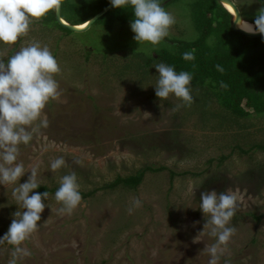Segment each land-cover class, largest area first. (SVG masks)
Returning <instances> with one entry per match:
<instances>
[{"label":"rangeland","instance_id":"1","mask_svg":"<svg viewBox=\"0 0 264 264\" xmlns=\"http://www.w3.org/2000/svg\"><path fill=\"white\" fill-rule=\"evenodd\" d=\"M234 1L250 19L261 9L257 0ZM192 2L176 0L164 7L175 24L155 45L135 41L130 25L108 34L105 25L94 23L75 40L42 29L37 20L18 48L20 38L14 45L0 43L6 60L12 50L37 40L48 45L61 68L54 75L61 94L46 104L41 117L48 127L28 145H19L17 162L26 171L19 183L36 167L40 186L57 190L60 177L74 171L81 195L95 191L82 196L71 215H58L62 205L56 191L49 193L38 229L21 245L31 255L17 264H208L211 257L204 249L216 238L209 229L199 234L208 218L199 207L201 194L213 190L234 192L238 201L228 225L236 233L218 264H264V149L253 148L264 143V117L240 122L229 115L226 120L215 101L210 107L194 91L191 109H177L183 102L174 94L166 100L156 97L154 66L142 82L133 71L121 73L119 59L113 64L101 58L133 52L145 63L144 55L172 49L174 40H194ZM58 157L66 166L52 172L50 163ZM77 159L82 166L74 163ZM150 166L165 170H147L135 189L106 188L117 177ZM16 186L0 185V238L13 213L23 211L12 196ZM133 198L141 205L130 214ZM13 250L7 242L0 245V264H8Z\"/></svg>","mask_w":264,"mask_h":264},{"label":"clouds","instance_id":"2","mask_svg":"<svg viewBox=\"0 0 264 264\" xmlns=\"http://www.w3.org/2000/svg\"><path fill=\"white\" fill-rule=\"evenodd\" d=\"M62 2L63 0H0V43L14 45L19 38L29 34L34 20L41 19L49 11L59 10ZM110 3L114 8L132 6L134 19L130 27L137 42L158 44L169 35L170 27L175 24L174 16L161 6L159 0H110ZM237 24L248 33L259 32L264 36V7L257 13L254 25L242 18L237 20ZM5 56L6 50L0 51V185H17L13 188L12 196L23 211L13 213L14 218L7 232L0 238V245L7 242L14 246L8 264H17L18 259L31 255L21 245L38 229L41 213L48 207L44 201L49 197L47 191L33 192L40 187L36 167L31 169L26 182L19 183L26 173L24 164L17 162L19 145H28L34 134H38L41 128L48 127V120L41 117L46 104L61 94L58 91L59 84L54 79L61 68L48 45L42 46L37 40L28 41L6 60ZM183 59L194 60L193 52H185ZM153 66L159 74L155 84L156 97L166 100L170 94H174L183 102L177 105V109L182 106L190 107L194 102L190 87L192 75L187 71L178 73L163 62L154 63ZM216 68L217 71H224L220 65H216ZM221 87L228 86L221 82ZM74 163L82 166L79 159ZM62 166H66L63 157L50 163L52 172ZM55 200L62 205L56 210L58 215H71L81 203L80 185L74 171L60 177ZM140 205L141 201L133 198L129 213ZM199 208L208 217L199 234L209 229L208 234L216 238L215 243L204 249L211 257L208 264H218L220 255L236 233V228L228 225L238 208L237 195L231 191L220 194L215 190L204 192L201 194Z\"/></svg>","mask_w":264,"mask_h":264},{"label":"trees","instance_id":"3","mask_svg":"<svg viewBox=\"0 0 264 264\" xmlns=\"http://www.w3.org/2000/svg\"><path fill=\"white\" fill-rule=\"evenodd\" d=\"M173 1L159 0V3L162 7H166ZM257 2L261 8L264 7V0H257ZM110 4V0H63L61 15L71 25H81L87 23ZM189 6L195 29L198 32L194 40H174L170 42L174 48H162L155 54L144 55L145 63L136 54L132 56L133 52L108 53L109 55L101 58L104 61L110 60L113 64L119 59L121 73L133 71L142 82L151 77L150 70L154 63L163 62L173 67L178 73L180 71L189 72L192 75L190 85L192 92L194 91L196 96L201 97L204 102H210V107L216 102L218 104L216 109L222 108L221 115H226V120L229 115L240 118L238 119L240 122L241 119L264 117V36L252 38L234 31L231 28L233 15L218 0H193ZM238 7L240 9V5ZM255 12L257 15L259 10ZM241 14L244 20L254 24L256 15L250 19L247 15ZM133 19L132 6L112 7L95 24L102 23L107 33L111 34L116 27L126 29ZM38 21L42 29L57 30L63 36H70L75 40L82 34L63 27L56 19V11H49L36 22ZM25 38H20L17 48ZM16 50H12L10 56ZM185 52H193L195 59L184 60ZM93 53L96 54V52ZM87 56H92L90 51ZM122 61L125 63L123 64ZM216 65L222 66L224 71H217ZM221 82L227 84L228 87H221ZM261 123L264 124V121ZM259 129L262 130L261 127ZM256 147L264 149V143L253 144V148ZM147 170L159 172L165 170V167H144L137 174L117 177L106 188L113 189L122 185L135 189L143 181ZM37 190L39 193L56 191L47 186H40ZM94 193L95 191L82 196L90 197Z\"/></svg>","mask_w":264,"mask_h":264},{"label":"water","instance_id":"4","mask_svg":"<svg viewBox=\"0 0 264 264\" xmlns=\"http://www.w3.org/2000/svg\"><path fill=\"white\" fill-rule=\"evenodd\" d=\"M221 4H223L225 6V4H229L232 6L233 10H234V13H233V19H232V22H231V28L234 30V31H237L247 37H260L262 36V34L260 33H248L244 30H242L241 28H239L238 24H237V20L238 19H243L242 17V14H241V11L238 7V5L234 2V0H218ZM112 4H110L109 6H107L105 9H103L101 12H99L97 15H95L91 20L88 21V23H86L85 27L84 28H79V26L77 25H71L70 23L66 22L63 18H62V15H61V12H62V5L60 7L59 10L56 11V19L57 21L65 28L73 31V32H76V33H83V32H86L88 31L92 26L93 24L100 18L102 17L103 15H105L111 8H112Z\"/></svg>","mask_w":264,"mask_h":264},{"label":"bare ground","instance_id":"5","mask_svg":"<svg viewBox=\"0 0 264 264\" xmlns=\"http://www.w3.org/2000/svg\"><path fill=\"white\" fill-rule=\"evenodd\" d=\"M235 2V1H234ZM236 3V2H235ZM223 5V4H222ZM225 7L228 9V11L233 15V13H234V10H233V8H232V6L231 5H229V4H225ZM244 20V19H243ZM246 21V20H245ZM248 22V21H247ZM88 23V22H87ZM248 23H250V24H253V23H251V22H248ZM86 23H84V24H81L80 26L79 25H77V26H79V28H84L86 25H85ZM254 25V24H253ZM240 28V27H239ZM256 33H259V32H256Z\"/></svg>","mask_w":264,"mask_h":264}]
</instances>
